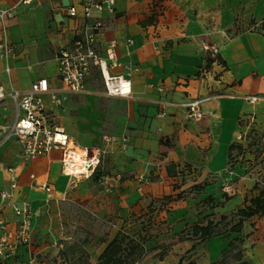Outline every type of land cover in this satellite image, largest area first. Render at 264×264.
<instances>
[{
	"label": "crops",
	"instance_id": "0c3cea01",
	"mask_svg": "<svg viewBox=\"0 0 264 264\" xmlns=\"http://www.w3.org/2000/svg\"><path fill=\"white\" fill-rule=\"evenodd\" d=\"M30 1L0 0V8L15 7L5 23L14 47L10 74L0 60V88L6 95L0 99V125L16 118L11 89L24 93L36 81L47 79L50 88L59 91L56 102L49 94L42 96L47 113L76 147L102 153L96 173L105 184L100 196L110 191L120 194L124 214L136 209L133 198L175 193L171 182L178 178L170 176L168 169L179 175L184 165H190L199 174V182L216 176L224 182L241 174L237 168L228 171V151L245 131L238 136L244 119L264 121V95H260L264 91V28L236 29L239 19L256 26L264 21V0H116L114 13L98 15L104 25L95 45L111 75L131 80V98L105 95L97 66L86 78V93L63 92L55 55L58 49L73 46L84 24L82 18L68 15L72 5L81 9L79 1ZM1 32L0 22V37ZM114 41L116 66L107 59V48ZM48 64L50 69L45 68ZM193 101L201 102L199 120L188 117L187 105ZM62 156V150L54 149L30 160L23 156L17 139L0 145V218L13 228L19 220L14 206L27 202L32 209L31 242L3 264H37L35 254L48 255L59 250L62 239L70 240L62 206L76 198L79 185L75 184L78 178L63 172ZM14 181L17 187L12 190ZM45 185L51 187L50 194ZM3 191L10 196L3 199ZM205 191L213 194L214 186ZM244 197L235 193L220 214H231L243 205ZM260 221L264 224V217L251 218L242 230V261L249 264H264L261 256L246 257L249 249L264 247ZM234 237H217L228 241L225 248L215 243L217 257H222ZM210 244L211 239L184 241L173 252L190 251L189 256L197 257L196 249H201L203 264H209L218 260L210 258Z\"/></svg>",
	"mask_w": 264,
	"mask_h": 264
},
{
	"label": "rangeland",
	"instance_id": "374dc122",
	"mask_svg": "<svg viewBox=\"0 0 264 264\" xmlns=\"http://www.w3.org/2000/svg\"><path fill=\"white\" fill-rule=\"evenodd\" d=\"M238 23L236 29L238 32L263 30L264 28V21H261L259 26L254 25L253 22L242 23L240 19ZM51 67L50 64L45 65L47 69ZM39 72L40 69L37 70L38 74ZM226 77H229V75L226 74ZM260 95H264V91H260ZM260 109L257 111L260 112ZM250 121L251 119L248 120V118L243 120L238 136L241 131L243 132L246 129L240 137L235 139L244 141L252 134L251 139L244 141V143H248L246 153L238 155L237 152H234L235 156L242 157L243 162L240 159L236 162L234 156L231 163L233 165L239 163L240 165L233 166L230 164L228 167L229 172L233 167L239 169L241 174L234 180L229 179L224 182L219 181L217 176L209 180L214 186L215 203L222 204L223 207L228 202L225 200L224 194L232 198L235 193H242V195H245L244 199L248 200L254 196L253 184L264 179V121H258L257 118L253 122ZM254 129L257 130L255 134ZM225 135L226 131L223 130V136L225 137ZM217 144L219 145V143ZM93 152V149H89V155H92ZM96 173L98 172L96 171ZM96 173L89 177V179H92L90 182L87 181L88 178L77 177L75 184L79 186L75 189L79 190V194L75 199L66 202L62 206L64 223L66 229H68L70 240L62 239L59 250L47 253L49 256L35 254L37 264H96L100 253L121 229L132 237L145 236L147 238L146 248L148 252L139 264H179L180 259H183V264L190 261H194L195 264H203L204 252L201 249H196L195 254L197 257L189 256L190 251L173 252L175 245L184 242L182 239L185 236L181 235L182 231L195 222H202L201 220L207 215L209 216L212 211L214 213L210 215L211 219L215 223H220L218 229L221 231L228 229L227 220L220 219L221 207L211 210L209 209L211 204L203 202L209 192L205 190L198 192L197 189L192 188L200 183L198 173L187 176L184 174L177 175L178 179L171 182V186L175 191L172 195L163 197L143 195L133 198L131 204L136 209L134 211L130 209L125 214L122 212L124 199L120 194H114L110 191L100 196V192L105 190V184L104 180L98 181L100 177H96ZM144 180L146 179L143 177ZM175 207L178 210L175 209V212H172ZM230 217L235 219L232 214ZM202 223L205 224L206 220ZM259 226H261L259 229L261 231L264 226L262 221L259 222ZM211 240L212 244L208 245V250L212 256L210 258L218 260H214L209 264H237L239 251H243L241 243H237L230 249L226 248L222 252V257H217L220 253L217 251L218 247L215 243H223V248H225L228 241L217 237ZM263 252L264 247L257 245L254 249H249L246 257L253 259L261 256V258H264L262 257L264 256ZM252 253L255 255H252ZM161 256H163V260H160ZM78 257H83L81 262L77 261Z\"/></svg>",
	"mask_w": 264,
	"mask_h": 264
},
{
	"label": "built area",
	"instance_id": "2783aa9c",
	"mask_svg": "<svg viewBox=\"0 0 264 264\" xmlns=\"http://www.w3.org/2000/svg\"><path fill=\"white\" fill-rule=\"evenodd\" d=\"M79 7L72 5L68 9L71 18H82L84 24L74 40L71 48H60L56 51L55 61L57 74L63 83V92L72 94L86 93L85 82L90 74L92 66L101 69L105 95L108 97L131 98V80L122 75H111L106 59H102L96 48V38L103 28V21L98 15L104 13L112 14L115 11L116 0H78ZM30 3V0H22ZM15 7L0 8V22L2 32L0 37V60L5 62V72L10 74L11 68L8 64L14 53L13 44L9 41L6 19L13 16ZM131 44V40L127 41ZM117 42L110 43L107 48V59L110 62L116 60L115 50ZM131 70V67H127ZM59 91L50 88L47 79L36 81L27 92H19L11 89L9 96L17 103L16 118L12 123L0 125V145L11 138L17 139L22 147V154L26 159H36L49 154L54 149L63 152L62 168L63 172L70 177L93 176L102 161L101 152H93L89 155L88 148L76 147V144L62 128L54 123V119L47 113L42 96L51 95L52 101L56 102V94ZM6 95L0 88V99ZM252 101V100H250ZM200 101L190 102L188 107V117L199 120L203 113L200 109ZM84 153L80 158L79 169L75 162L76 152ZM9 171H12L11 169ZM12 190L17 187L16 181L11 185ZM50 194L51 187L43 186ZM10 196L8 192H1L3 199ZM3 205L0 204V210ZM15 215L19 218L16 225L10 228L3 218H0V260L5 261L15 256L19 247L28 245L31 242V219L32 209L27 202L21 206H14Z\"/></svg>",
	"mask_w": 264,
	"mask_h": 264
},
{
	"label": "trees",
	"instance_id": "16d2710c",
	"mask_svg": "<svg viewBox=\"0 0 264 264\" xmlns=\"http://www.w3.org/2000/svg\"><path fill=\"white\" fill-rule=\"evenodd\" d=\"M256 132L257 130L254 129V134ZM250 136H252V134L249 135L246 139H251ZM246 139L244 141H247ZM244 141L237 140L230 145L228 151L229 165H233V163L231 162L233 157L235 156L234 152H237L238 155H244L246 153L248 143H244ZM235 157L236 162L237 160L239 161V159L241 162H243L241 160L242 157ZM233 166H236V164H234ZM232 169L234 168L232 167ZM168 173L170 174V176H177L176 174L174 175V172L171 171V169H168ZM183 174L185 176L194 175L196 174V170L190 165H184L179 171V175ZM209 185H212V183H210L209 181H204L194 185L192 188L197 189L198 192H203ZM253 192H255V195L253 197L248 200L245 199L243 205L237 207V209H235V211L231 213L232 215H234L235 219H233V217H230L231 214H221L220 219L224 221L227 220L228 229L223 231L218 229V225L220 223H215L213 219H211L210 215H213L212 213H214V211H212V213L209 215L210 217L207 215L203 220H201L202 222L206 220L205 224H203L202 222H195L194 224L187 226L186 229L181 233V235L185 236L182 240H197L199 242H205L214 237H230L231 234H235L236 237L232 238L229 242V248H232L237 243H241L243 241L242 230L245 222L254 217H264V179L261 182L257 181L255 183V185L253 186ZM224 196L225 200L227 201L231 199V197L225 194ZM203 202L210 203L211 206L209 207V209L211 210L223 206L222 204L219 205L218 203H215L216 199L214 194L207 195L203 199ZM146 242L147 238L145 236H140L138 238L132 237L128 233H126V231L121 229L100 253L96 264H139L148 252V249L146 248ZM82 259L83 257H78L77 261L81 262ZM160 260H163V256L160 257ZM183 262V259H180L179 264H183ZM0 264H3L2 260H0ZM186 264H195V262L190 261ZM237 264H249L245 261H242V251H239V254L237 256Z\"/></svg>",
	"mask_w": 264,
	"mask_h": 264
},
{
	"label": "bare ground",
	"instance_id": "6f19581e",
	"mask_svg": "<svg viewBox=\"0 0 264 264\" xmlns=\"http://www.w3.org/2000/svg\"><path fill=\"white\" fill-rule=\"evenodd\" d=\"M82 156H84V153H82V152H80V151L76 152V153L74 154V156H73L74 159H75L76 164L78 165L77 169H79V165H80V163H81L80 158H81Z\"/></svg>",
	"mask_w": 264,
	"mask_h": 264
}]
</instances>
